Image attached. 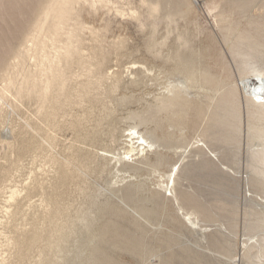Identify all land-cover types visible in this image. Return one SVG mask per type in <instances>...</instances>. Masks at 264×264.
Wrapping results in <instances>:
<instances>
[{
	"label": "rangeland",
	"instance_id": "1",
	"mask_svg": "<svg viewBox=\"0 0 264 264\" xmlns=\"http://www.w3.org/2000/svg\"><path fill=\"white\" fill-rule=\"evenodd\" d=\"M59 1L51 42V0H0V264H38L64 222L76 227L65 264H97L92 252L98 264H232L249 198L261 200L247 179L245 81L264 69V0ZM134 127L155 145L130 159ZM180 163L177 188L226 246L201 241L166 196ZM109 223L118 235L87 245Z\"/></svg>",
	"mask_w": 264,
	"mask_h": 264
},
{
	"label": "bare ground",
	"instance_id": "2",
	"mask_svg": "<svg viewBox=\"0 0 264 264\" xmlns=\"http://www.w3.org/2000/svg\"><path fill=\"white\" fill-rule=\"evenodd\" d=\"M67 4L68 1L61 2L59 0H51L50 6L41 10L43 15L53 19V23L47 31V41L50 40L51 42H54L56 40L57 34L61 29L62 20L65 17V9ZM47 41H38L39 47L43 49ZM48 69L50 72H52V77H55L56 72L53 73V66L51 64H49ZM51 82L49 79L47 80L46 90L50 88V85L52 84ZM235 90L236 89L233 88L231 93H234ZM245 92L249 96L251 106L249 109L251 120L248 124L249 130H247L249 144L246 143L247 168L249 174L248 177L247 175L245 177H247V179L249 178V180H252V190L257 196H260L261 200L259 201L258 199L254 200L249 198V200H253L252 204H248V209H246V211L244 210L246 216L248 217V237L246 240H243L240 245L238 244L239 241L236 242L231 240V250L235 254L232 264H240L245 262L247 264H264V69L260 70L258 75L250 77L245 81ZM179 97L180 95L176 91L171 96L166 97L163 100V108L169 109L175 106ZM224 98L225 97H220L219 103ZM234 117H236V115H234ZM241 126L240 124L238 125L239 131H242ZM132 130L133 132L128 135L131 142L130 148L124 153L127 157H130V159H136L140 153L143 154L148 149H153L155 144L152 140H150V138L146 137L142 133H139L136 127L132 128ZM207 132L208 131H205V135L208 137L209 134ZM184 168V164H177L176 167L172 168L166 175V180H164V188L168 193L166 196L173 198L177 202V205L179 209L182 210V214L185 219V223H183L185 225L188 223L189 230L192 232H197L201 241H206V243L210 246H224L227 243V240L218 234L219 231L206 229L207 227L205 229H201L204 225L203 223L207 221L206 216L208 212L206 211V208L198 203L192 194L177 188V186L180 184V179ZM15 194L16 191H12L10 198H13ZM246 199L247 197L245 200ZM188 204L191 205V207L184 211V206ZM43 209L46 213L52 211V208L48 206H45ZM55 210L57 211L58 209L55 208ZM81 220L82 226H85L86 228L90 227L91 223L90 221L86 222L87 218L82 217ZM117 228V223L107 224L101 235L99 237L92 236L89 239L87 245L93 243L92 247L96 249L99 248L101 250L105 247V240L108 234H113L116 236L118 235ZM75 234L76 227L73 223H60L59 228L47 237V251L39 252L37 263L44 264V262L47 260V262H51L53 264H65L68 261L65 257L66 252H68V243L70 242V238ZM95 254L92 252L89 259H92L93 262L98 264V260L96 257H94ZM214 256L200 253V262L203 264H214V262L217 261Z\"/></svg>",
	"mask_w": 264,
	"mask_h": 264
}]
</instances>
